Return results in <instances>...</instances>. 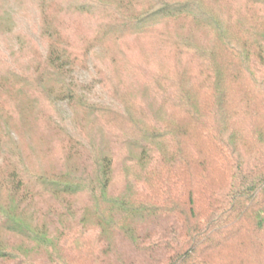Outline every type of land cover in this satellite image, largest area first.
<instances>
[{"label":"trees","instance_id":"obj_1","mask_svg":"<svg viewBox=\"0 0 264 264\" xmlns=\"http://www.w3.org/2000/svg\"><path fill=\"white\" fill-rule=\"evenodd\" d=\"M206 1H42L43 9L52 4L76 21L95 20V42L109 37L122 42L176 21L208 29L212 37L204 47L191 35L173 43L178 53L194 57L190 78L198 81L201 95L195 98L177 88L178 78L160 75L155 95L170 110L169 120H150L143 106L137 111L144 116L136 120V107L117 91L113 98L94 96L106 91L95 63L102 49L65 43L68 28L42 9L43 22L34 33L40 47L34 77L10 73L6 82L17 78L35 92L33 97L19 91L29 97V109H41L43 116L44 104L61 119L65 106L74 105L100 126L123 121L126 128L113 134V157L92 140H72L68 160H79L69 173L35 178L16 165L0 181V264H264V129L231 131L218 121L219 112L225 116L237 108L234 114L251 115L256 105L264 106V0H226L241 2L245 18L252 9L258 12L251 23L236 26L238 32L231 17L223 19ZM245 82L250 97L242 90L240 104H234L233 83ZM123 157L119 190L115 170ZM211 169L220 178L214 186L204 184ZM46 195L62 204L27 216L25 208ZM86 196L91 205L77 206ZM200 201L206 210L198 207ZM35 217L49 224H36ZM116 236L131 248L114 261Z\"/></svg>","mask_w":264,"mask_h":264},{"label":"rangeland","instance_id":"obj_2","mask_svg":"<svg viewBox=\"0 0 264 264\" xmlns=\"http://www.w3.org/2000/svg\"><path fill=\"white\" fill-rule=\"evenodd\" d=\"M42 1L0 0V181L6 179L16 165H20L35 178L39 175L60 177L69 173L74 163L79 160L78 157H73L71 161L68 160L70 147L73 146L70 143L72 140L74 142H82L83 139H88V142L92 140L98 145L99 152L104 151L112 156L116 148L113 134L126 128V123L123 121L115 123V125L110 123V127L107 128L100 126L87 110L74 105L65 106V113L62 114L61 119L54 113L53 107L44 104L43 101L41 104H44L45 110L50 112L43 116L41 109L30 110L29 97L21 96L19 93L23 90L25 94L28 92L35 97V92H31L23 82L16 80L17 78L6 82L10 73L19 76H26L28 73L29 77H34L32 62H37L40 59L38 36H35L34 33L43 22ZM205 6L209 10H214L225 20L231 17L233 27L240 26L245 22L251 23L258 14L252 9L245 18L244 14L239 12L245 9L239 1H233L231 5L226 0H207ZM43 10L49 14H55L58 22L63 27L65 26L64 28H68L70 38H65V43L71 42L74 47L84 48V50L95 47L102 49L95 56V63L98 65L97 70L101 72L102 80L107 82L106 91L97 90L94 92V96L102 97V99H106V96L113 98L114 91H117L120 100L131 106L132 110L133 107H136V112L133 111L136 120H140L144 116L142 111H137L142 106L148 110L150 120H160L162 124L169 120L170 110L167 111L155 95L160 75L178 78L177 88L190 92L195 98L201 95L202 91L198 87V81L192 82L190 78L191 72L195 70L192 60L194 57H187L186 53L181 55L173 43L182 37L187 38L191 35L195 44L204 47L212 37V32L208 29L204 30L195 26L189 28V25L183 21H176L168 22L152 33L128 37L122 42H117L113 37L95 42V37L99 32L95 20L87 18L80 22L76 21L73 17L59 13V10L52 4ZM76 19L79 18L76 17ZM79 28H82V31H79ZM240 29L236 27L235 32ZM60 43L63 45L62 42ZM192 68L194 69L192 70ZM98 79H100V75H98ZM232 87L231 98L234 99V104H240L242 90L243 94L248 92L249 99L250 86L248 82L233 83ZM233 108L234 106L231 107V109ZM234 113L225 116L218 113V121L222 127L227 123V128L231 131L238 130V127L246 128L251 125L254 128L264 129L263 105H256L252 109L251 115ZM48 116L51 118L49 119ZM78 132L79 134L75 138ZM125 159L123 157V160L116 164L115 175L119 190H122L124 186L121 171ZM88 166L95 170V168H91L90 164ZM211 166L215 165L211 164ZM210 172L212 174L207 182L204 181V184L214 186L220 182V178L214 179L216 172L213 169ZM34 201H36L34 205L30 204L25 208L27 216L36 215L39 208L46 210L49 205L52 206L51 212L53 207L62 204L60 200L51 201L47 195L43 199L36 198ZM39 201L43 204H38ZM64 204L66 206V203ZM76 205L86 208L91 205V202L86 196L76 202ZM198 207L207 209L204 201H200ZM35 218L34 223L43 222V219L39 221L37 217ZM43 223L48 225V219H45ZM6 235L4 232L1 233L2 237ZM114 239L113 258L116 261L130 254L131 247L130 245L123 246L125 242H122V238L118 236ZM40 259H43L42 255Z\"/></svg>","mask_w":264,"mask_h":264}]
</instances>
